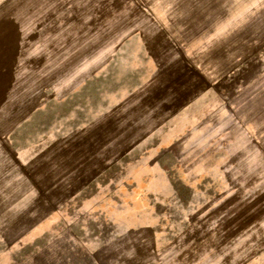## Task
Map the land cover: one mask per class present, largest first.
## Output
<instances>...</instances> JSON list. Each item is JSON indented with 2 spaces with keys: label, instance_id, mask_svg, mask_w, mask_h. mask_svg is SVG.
<instances>
[{
  "label": "rangeland",
  "instance_id": "374dc122",
  "mask_svg": "<svg viewBox=\"0 0 264 264\" xmlns=\"http://www.w3.org/2000/svg\"><path fill=\"white\" fill-rule=\"evenodd\" d=\"M0 264H264V0H0Z\"/></svg>",
  "mask_w": 264,
  "mask_h": 264
},
{
  "label": "crops",
  "instance_id": "0c3cea01",
  "mask_svg": "<svg viewBox=\"0 0 264 264\" xmlns=\"http://www.w3.org/2000/svg\"><path fill=\"white\" fill-rule=\"evenodd\" d=\"M23 32L11 18L0 19V117L12 112Z\"/></svg>",
  "mask_w": 264,
  "mask_h": 264
}]
</instances>
